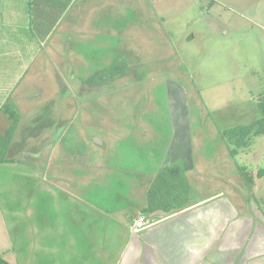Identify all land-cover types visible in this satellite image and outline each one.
<instances>
[{"label":"crops","instance_id":"crops-1","mask_svg":"<svg viewBox=\"0 0 264 264\" xmlns=\"http://www.w3.org/2000/svg\"><path fill=\"white\" fill-rule=\"evenodd\" d=\"M150 1L0 0V57L10 52L25 50L29 53L37 49L30 29L31 18L58 19V37L48 45L53 52L56 42L59 49L69 41L62 37L73 33L79 34L71 39L78 50L80 44L86 46L85 49L95 44V50H103L99 44H107L108 50L110 41L114 40L119 50L129 51L127 73L108 80L112 85L105 89L106 82H95L99 77H93L92 82L88 81L90 78L79 79L81 83L76 84V89L82 94L77 96L78 105L72 96L62 99L71 122L59 138L48 134L58 127L55 122H42L41 130L46 132L41 136L39 128L34 133L30 128L33 118L43 115L37 116L34 107L55 101L60 89H68L65 82L59 81L58 67L53 71L44 66L27 79L21 73H16L14 79L0 74V147L1 135L10 125L2 107L11 103L20 116L8 146L0 150V174L4 166L15 167L16 159H31L29 155L38 151L58 187L75 197L73 202L86 205L82 214L90 217L92 211L95 213L96 217L87 223L89 234L84 235L87 250L77 246L74 253L76 264H264V215L257 210L243 214L247 209L243 197L248 188L238 170L239 164L232 161L230 166L235 183L225 180L219 173L218 166L225 157L223 143L216 144L222 146V153L219 149L221 160L217 159L218 150L209 156L200 151L196 154L195 146L200 148L208 140L202 139L200 127L190 120L187 96L180 85L165 79L169 91L166 90L167 101L162 99L157 105L158 100L150 90L144 89L142 94L148 93V96L140 105L128 108L123 103L116 104L114 93L124 96L129 91L140 93V84L148 77L147 61L153 59L149 54L156 50V44L151 37L128 28L122 33L114 31L119 37L110 40L106 36L109 29L96 23V18L107 24L112 12L122 15L132 4L143 13L151 9L157 15L153 6L147 5ZM32 3L37 5L32 6ZM144 27L141 24L139 31L146 34L149 30ZM75 55L72 65L82 61L85 53L80 50ZM113 60L105 56L94 62L103 66L109 61L99 67L100 70L111 65ZM61 62L59 66L63 72L70 71V64L65 60ZM150 83L153 91L162 96L159 88L162 80ZM42 137L44 145L37 142ZM50 138L54 141L49 142ZM33 146L41 148L33 150ZM228 154L227 161L230 160L229 151ZM214 161L218 164L211 170L207 163ZM173 163H180L184 169L189 189L187 202L172 212L142 213L159 170ZM61 203L58 201V207ZM239 205L243 210H239ZM137 213L151 222L139 232L131 229ZM111 216H117L116 227H121V232L126 231L125 235L111 234ZM3 247H0L2 255L14 264L7 256L10 247L8 244ZM58 264L64 262L58 261Z\"/></svg>","mask_w":264,"mask_h":264},{"label":"rangeland","instance_id":"rangeland-1","mask_svg":"<svg viewBox=\"0 0 264 264\" xmlns=\"http://www.w3.org/2000/svg\"><path fill=\"white\" fill-rule=\"evenodd\" d=\"M147 5L153 6L159 16L151 9L143 13L132 4L122 15L112 12L107 24L101 18H96V23H102L109 29L106 36L110 40L119 37L114 31L121 30L122 33L128 28L151 37L156 44V50L149 54L153 55V59L147 61L148 77L140 84V93L129 91L126 92L127 96L114 93L116 104L123 103L128 108L140 105L148 96V93L142 94L144 89L150 90L158 100L155 102L157 105L162 99L167 101L166 90L167 93L169 91L164 80L175 81L187 96L190 120L200 127L202 139L208 140L200 148L195 146L196 154L200 151L204 156H209L218 150L217 159L221 160L219 149L222 153L223 146L224 162L218 166V170L225 180L235 183V174L230 168L232 161L256 175L264 168V134L255 137L251 147L240 150L234 157L230 155L227 161L230 146L222 131L236 124L250 123L263 115L259 103L264 101V0H152ZM57 20L31 18L30 29L34 33L32 36L36 39L37 49H31L29 53L25 50L10 52L6 57H0V74L8 79H14L16 73L25 74L24 78L27 79L44 66L53 71L58 67V74L61 75L59 81L65 82L68 89H60L55 101L34 107L37 116L43 115L38 119L34 117L30 127L32 133L39 128L41 136L46 132L41 130L42 122H55L58 127L48 132L55 138L57 135L59 138L71 122L70 113H66L61 103L62 99L72 96L78 105L77 96L82 94L76 89V84L81 83L79 79L97 78L98 73L94 75L99 67L109 64L108 61L98 66L94 60L105 56H111L114 60L119 57L118 63L125 67L129 56V51L119 50L114 40L110 41L108 50L107 44H99L103 50H95V44L89 49L80 44L81 49L78 50V45L71 42L72 38H76L73 36L79 35L74 33L62 37L69 41L60 45L61 53L58 52V42L53 52L48 45L54 37H58ZM141 24L149 30L146 34L139 31ZM80 50L85 53L83 60L72 65L76 59L75 53ZM64 60L71 66L68 72H63L59 66ZM62 68L65 67L62 65ZM87 71L88 74L85 73ZM161 80L162 87L159 88L162 96L150 86V82ZM110 85L111 81H107L104 88ZM53 141L50 138L49 142ZM37 142L45 144L43 137ZM217 143L223 145L219 147ZM39 148L32 147L33 150ZM33 153L29 155L31 159H16L15 167L4 166L1 169L0 247L8 244L10 250L5 251L14 264H58V261L76 264L77 256L74 253L77 246L86 249L84 235L89 234L87 223L96 217L95 213L92 211L90 217L83 215L81 210L86 205L73 202L75 197L65 189L61 190L55 183L56 178L48 174L41 154L38 151ZM216 164L215 161L207 163L211 170L216 168ZM255 179L254 191L246 189L244 193L243 201L247 207L244 215L256 210L264 215V176ZM241 194L242 191L240 198ZM58 201L62 202L59 204L61 209ZM238 208L243 210L241 205ZM139 215L137 213L135 217ZM111 217V234L125 235L126 231L121 232V227H116L117 216Z\"/></svg>","mask_w":264,"mask_h":264},{"label":"trees","instance_id":"trees-1","mask_svg":"<svg viewBox=\"0 0 264 264\" xmlns=\"http://www.w3.org/2000/svg\"><path fill=\"white\" fill-rule=\"evenodd\" d=\"M119 57L115 58L113 63L104 69H100L95 73L99 80L95 81L105 83L111 79L122 77L127 72V65L124 67L121 62L118 63ZM92 82V78L88 80ZM260 108L263 115L247 124H236L235 126L225 128L222 131L223 136L227 139L230 146V154L234 157L240 150L249 148L253 144V139L264 134V101H261ZM3 111L10 119V125L6 132L1 135V147L3 150L8 146L10 139L18 125L19 113L11 103H6L2 107ZM0 160L2 158L0 157ZM239 171L242 175L248 190L254 191L255 177L261 178L264 176V168L260 169L256 175L252 171L239 165ZM184 169L180 163H173L163 166L154 180L148 192V204L142 209V213L151 214L157 211L172 212L176 209L182 208L187 202L188 198V182L184 175ZM174 181V182H173ZM255 184V185H254ZM0 264H11L0 251Z\"/></svg>","mask_w":264,"mask_h":264},{"label":"built area","instance_id":"built-area-1","mask_svg":"<svg viewBox=\"0 0 264 264\" xmlns=\"http://www.w3.org/2000/svg\"><path fill=\"white\" fill-rule=\"evenodd\" d=\"M150 224V220L145 215H139L133 219L131 229L132 231L139 232L147 228Z\"/></svg>","mask_w":264,"mask_h":264}]
</instances>
